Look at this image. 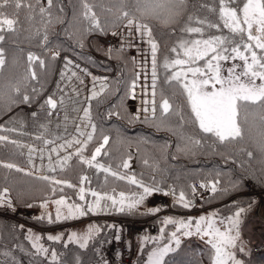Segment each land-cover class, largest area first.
<instances>
[{"label": "trees", "instance_id": "16d2710c", "mask_svg": "<svg viewBox=\"0 0 264 264\" xmlns=\"http://www.w3.org/2000/svg\"><path fill=\"white\" fill-rule=\"evenodd\" d=\"M88 2L93 5L105 31H87L90 24L82 16L81 0H53L52 7L48 9L51 17L47 12L41 14L39 10L41 6L48 8L47 0H25L26 4L32 5L31 9L21 7L17 11L14 4L4 9L9 18L17 20V24L14 32L4 31L5 40L0 42L5 58V64L0 68V136L8 138L0 141V162L12 163L22 171L8 169L0 164V264H53V250L57 253L55 264H90L97 250L114 236L116 223L112 217L145 219L155 213L147 209L145 199L142 203V206L145 205L144 209L138 206L132 212H121L113 208L111 201L106 198L100 200L103 210H98V213L87 212V206L94 205L97 199L92 195L93 192L100 197L111 196L118 199L120 193H124L130 199H138L143 188L139 184H132L129 179L131 177L159 193L169 189L173 196L172 209L177 212L167 213L174 215L186 209L178 200L180 193L184 192L185 199L191 201L196 182L211 186L215 183L217 190L207 195L202 200V205L220 217L234 215L240 208H244L246 213L256 209L260 201V210L264 207V172L254 139L245 142H217L215 137L200 133L198 126L190 122L183 123L181 127L182 122L178 116L162 115L159 107L160 93L163 91L174 108L183 110L186 120L190 115L182 89L175 81L171 85L166 82L167 76L180 69H165L164 61L166 57H175L170 48L178 38L207 39L216 35H230L219 20V0H188L187 8L178 22L170 26H165L158 20L145 21L152 28L153 39L159 46L156 113L147 120L136 119L127 107L130 82L136 76L135 62L129 51L112 48L109 55L107 50L111 47L105 46L97 37L92 36L93 33H106L122 22L115 20L107 11L112 7L113 0ZM201 4L208 7L201 8ZM209 8H215L216 11H209ZM193 14L200 19L220 23L221 28L218 30L193 23V26L204 27L203 37L182 33L180 29L187 22L188 16ZM57 17L63 22H58ZM45 33L48 36L46 43L43 40ZM53 49L61 54L69 52L99 69L114 71L105 91L90 102V117L95 131L82 153L85 158L90 159L107 136L108 143L93 162L94 165H103V168L81 163L75 155L79 146L67 155H71V159L63 165L50 162H46V166L34 164L26 151L29 133L47 141L66 137L84 105L81 101L82 94L84 97L85 93L84 86L80 90L78 82L81 78L70 79L61 72L54 80L57 58L52 54ZM29 53L44 61L43 66H40L39 61L32 63L31 71L36 73L35 79L30 76ZM192 66L204 67V61H198ZM192 78L189 73L188 79ZM17 84L20 87L19 93L10 87ZM45 93L55 99L63 97L66 113L56 119H49L50 111L43 108L46 105L41 100ZM25 95L30 98L28 102L23 101ZM39 100V110L33 112L25 109V105L35 104ZM33 113L36 115L33 116ZM243 116L242 111L241 118ZM248 120L249 125H254L253 137L258 139L261 122L254 105L249 106ZM181 133L194 135L201 139V144L197 146L187 142ZM128 145L136 147L133 170L123 167ZM241 148L246 151H241ZM247 151L253 152V158L247 156ZM104 168L109 171H104ZM82 177H87L83 183ZM55 181L62 183L57 184ZM4 188L7 189L9 199L1 198ZM81 188L84 189V200L80 199ZM253 190L261 192V197ZM53 199H64L71 205H80L87 212L86 217H92L93 225L99 231L94 233L86 247L81 248L80 243L75 241L69 242L66 239L67 231L61 233L62 239L59 241L48 240L47 237L52 232L62 230L71 221H56V216H51L52 222H49V218L37 214L43 203ZM9 202L11 207L8 206ZM19 207L30 208L35 214L24 217L26 223L22 222L15 215ZM162 216L163 212L152 218L156 223V231L147 233L140 239L136 264H144L150 251L169 239L168 235L152 237L154 233H159V224L156 221ZM170 226L172 224H165L164 231ZM29 230L32 239L29 238ZM36 236L41 237L37 243L49 250L47 254L37 253L32 247ZM174 249L164 257V264H212L215 255L209 243L202 244L195 240V236L185 237ZM235 257L242 264H264V251H254L249 247L243 251L236 249Z\"/></svg>", "mask_w": 264, "mask_h": 264}, {"label": "snow or ice", "instance_id": "6c2138e0", "mask_svg": "<svg viewBox=\"0 0 264 264\" xmlns=\"http://www.w3.org/2000/svg\"><path fill=\"white\" fill-rule=\"evenodd\" d=\"M82 3V16L85 20L89 21L88 32L100 31L103 32L105 29L101 27L100 21L97 17L96 12L93 10L88 0H81ZM188 0H113L112 7L108 8L107 11L111 13L115 20L126 21L125 27L128 29V37L133 36V31L139 34L141 40L147 37V43L150 45L151 56H152V109L151 113L155 116L156 113V87H157V52L158 44L153 39L152 28L145 21L147 20H158L165 26H170L178 22L187 8ZM14 4L15 9L18 11L21 7L32 8L30 3L26 4L25 0H0V42L5 40L3 34L5 30L14 32L17 20L9 18L4 12V9L9 5ZM48 8L43 6L40 7V13H48L51 17V13L48 11L52 7L53 0H47ZM219 20L222 22V26L228 29L230 35H216L211 36L207 39H185L183 37L178 38L177 42L170 48V52L175 54L174 58L166 57L164 61L165 69H176L179 67L180 70L173 71L171 75L166 77V82L170 85L173 81L176 82L182 89V94L186 97L187 106L190 108V115L187 120L180 108H174L173 103L170 99L165 97L163 91L160 93V110L162 115L172 114L179 117L183 123H191L198 126L199 132L215 137L217 142L232 143V142H245L248 139H254L258 151L261 156L260 163L262 165V172H264V0H219ZM201 8L208 7L206 4H201ZM61 11H63L61 9ZM209 11L215 12V8H209ZM58 22H63L59 17L56 18ZM51 23V20L48 21ZM206 25L208 28L220 29L221 24L211 22L206 19H200L196 15H189L187 22L180 29L184 34H198L201 37L204 35V27L193 26ZM114 36L118 33L113 32ZM238 38V40H237ZM44 42L48 40L47 33L43 37ZM81 47L83 44L81 42ZM122 50V49H121ZM113 49L109 48L107 53L111 55ZM181 53L183 58H181ZM242 61V64H233L232 67L227 69V76L222 74L221 61L237 60ZM29 71L32 79L36 78V73L31 71L32 63L39 61L40 66H43L44 61L40 60L38 56L32 53L28 54ZM198 61H204V67H193L192 65L197 64ZM215 62V63H214ZM70 63V62H69ZM5 64L4 50L0 48V68H3ZM242 69L237 71V69ZM186 69V70H185ZM193 77L191 80L188 79V74ZM63 75V74H62ZM75 76L76 74L73 73ZM96 77H93L94 87L92 90L91 97L95 98L100 93L95 90ZM257 81H260L257 83ZM83 81H81L82 83ZM135 86V82L133 87ZM11 89L17 93L20 92L19 85H11ZM106 85H102L100 92L104 91ZM2 98V94H0ZM30 100L29 96L23 97L24 102ZM45 104L51 109L57 107V102L49 97ZM256 106L257 114L261 122V128L258 133V139L253 137L254 125H249L248 120V109L249 106ZM43 107V106H42ZM148 111L147 108L144 109ZM243 111L244 116L241 118V112ZM36 113H33L35 116ZM84 118L89 120L90 112L89 109H84ZM139 118L137 115L136 119ZM148 117L145 116V120ZM93 132L95 131V125H91ZM81 136L85 135L84 132L80 133ZM182 138L193 145H200L201 139L196 138L194 135H186L181 133ZM93 138L92 133L87 134V139L81 141L74 139L68 142V146L71 147L73 143L80 145L76 149L75 155L78 156L81 163L89 166H97L103 168V165H94L97 155L101 153V149L108 143V137L103 138V144L97 147L92 154L90 159L83 156V151L87 147L89 141ZM8 138L0 136V141H6ZM15 143V141H13ZM47 143V141H46ZM63 147V145H61ZM55 151V149H53ZM241 151L246 149L241 148ZM247 156L253 158V152L247 151ZM71 159V155L64 157L60 161L61 165L65 164ZM3 167L12 169L16 168L17 171L22 169L17 168L12 163L0 162ZM125 168L128 167L127 162L123 165ZM104 171L109 169L104 168ZM116 175V173H113ZM48 179L47 177H42ZM123 179L124 177H120ZM87 177L81 178L83 183ZM132 184H139L143 188L142 194L139 198H128L124 193H120V199L117 200L114 197H100L96 192L92 195L97 197L95 205H88L87 212H95L101 209L100 200L108 199L111 201V206L118 211H129L132 212L139 205H141L146 196L150 195L153 191L152 188L143 185L142 182L137 181L134 177L129 178ZM55 183H62L61 181H55ZM72 185H69L71 187ZM204 185H202L203 187ZM158 190V189H157ZM216 185L212 184L211 191L215 192ZM7 189H5V192ZM195 188H193V192ZM80 199L84 200V189H80ZM167 194V193H166ZM174 194V192H173ZM179 202L183 204L185 208H188L191 201L185 199L184 192H181L178 198ZM54 203L57 205L56 209V221L63 219L76 218V216L83 217L87 214L85 209L80 205H67L68 214L62 217L60 205H64L63 199L56 200ZM117 205L119 207L117 208ZM11 207V203H8ZM46 207V205H42ZM107 207V206H106ZM151 212L160 211L158 208L150 209ZM245 209L240 208L235 212L234 217H226L219 223L223 224L224 220H227V225L223 231L216 227V221L212 217L200 216L199 219L193 221H179L180 227L186 229L183 235H191V227L195 226L197 234H203L209 236L208 243L214 249V258L212 264H242V262L236 259L232 249L237 246V240L239 239V227L241 225V214L244 213ZM216 214L213 213L212 216ZM49 222L51 217L49 216ZM163 223L173 224L177 223L171 218H166ZM235 230V234H233ZM99 231V228L95 225L88 226L87 232L83 235H78L76 232H72L68 236V241L80 242V247L84 248L87 246L88 241L92 238L95 232ZM163 231V229L161 230ZM177 231H180L178 228ZM30 232V230H29ZM29 238L32 239L31 232ZM48 240L59 241L62 239V235H49ZM41 237L36 236L32 247L36 249L37 253H48V249L39 245L37 242ZM145 239H148L147 237ZM171 241L175 245L180 244V240L177 237V233L171 234ZM175 249L169 244L164 245L162 248L153 250L149 254L148 264H164V257ZM243 251V248H240ZM53 264L57 259V253L53 250L51 253Z\"/></svg>", "mask_w": 264, "mask_h": 264}, {"label": "built area", "instance_id": "2783aa9c", "mask_svg": "<svg viewBox=\"0 0 264 264\" xmlns=\"http://www.w3.org/2000/svg\"><path fill=\"white\" fill-rule=\"evenodd\" d=\"M124 22L125 23L123 25L112 28L106 33H94L93 36L97 37L105 46L111 48H123L129 51L131 58L135 62L137 75L130 83V93L127 104L131 113L135 117H137V115H139V117H145L152 108L151 103L153 100L151 50L149 44L147 43L146 36L143 40L144 42L140 43V46L136 41L134 44L129 43L131 39L126 37L125 35L127 28L125 27L126 21ZM113 32L118 33V35L114 36L112 34ZM133 34L137 35L138 33H135V31H133ZM136 44H138L139 46L137 47L140 49L139 52L133 51L135 48L133 47V45L135 46ZM52 54H54V56L57 58V65L54 72V80L58 77L59 73L62 72L66 77L69 76L73 79L81 78L79 79L80 81L86 80L87 84L90 83L88 81L89 75L87 71H85L86 73H84V75H77L80 69L85 68L83 67V65L80 64L82 61H80L75 55L70 53L61 54L57 51H52ZM65 60H68L70 62V64H67L69 70L63 71L64 65L62 66V64ZM89 71L91 72V70ZM103 71H97V73L99 75H103L105 80H102V77L100 76V79L98 81H95V90L100 94L102 93L100 92V88L102 87V85L107 86L110 77L114 73L113 69ZM73 73H75L76 75L74 76ZM93 76L96 77L95 74ZM144 77H146L147 79L145 80ZM134 82L135 86L133 87ZM87 97L89 99L91 97V94L89 95L87 93ZM45 99L46 98L44 95L41 100L45 101ZM90 100L91 99H89V101ZM39 102L40 100L35 104L25 105V109L33 112L37 111L40 108ZM43 108L49 110V106L47 105ZM86 108L88 109V106ZM145 108L148 109L147 112L144 111ZM64 110L65 103L60 100H57V107L55 110L50 112L49 119L53 120L58 117H61L64 113ZM81 115L84 117V109L79 112L77 124L74 125V129L76 130V132L69 134L65 138L46 143L47 140H41L37 136H33L30 134V137L27 141V152L29 154L34 153L36 156L38 155V159L40 160H46L47 158H49L50 151H58L53 155L52 159H64V157H66L69 153L74 150L75 147L78 146L77 144L73 143L72 146L69 147L68 142L73 141L74 139L84 141V139L87 138V132H92L90 121L88 120V124L84 126L85 118L81 119ZM81 132H84L85 135L81 136ZM61 145H63V147H61ZM53 149H55V151H53ZM128 151L131 152L132 155L129 156L126 162L128 164V169L131 170L135 168L134 155L136 153V149L134 147H128ZM47 154L48 157L46 158L45 155ZM202 185L204 186L202 187ZM211 187L212 186L210 184H202L198 182L194 184L195 191L193 192V199L190 206L185 211V214L194 216L196 213L205 209L201 203L202 200L212 192ZM253 192L259 197H261V192L256 190H253ZM7 194L8 192H4L2 198L8 199L9 196ZM147 204L152 207H159L163 210L171 211L172 197L170 191L165 193H151L147 197ZM15 215L18 216L17 219L26 223L24 217H31L33 215V211L30 209L18 208L15 212ZM111 219H113L116 223L114 236L97 250L96 256L90 262V264H136L139 236L142 235L144 231H155V223L151 219L138 220L126 217H112ZM252 244L253 245H250L249 247L252 248L254 251H264V243L261 245H258L256 243Z\"/></svg>", "mask_w": 264, "mask_h": 264}, {"label": "rangeland", "instance_id": "374dc122", "mask_svg": "<svg viewBox=\"0 0 264 264\" xmlns=\"http://www.w3.org/2000/svg\"><path fill=\"white\" fill-rule=\"evenodd\" d=\"M124 23L125 22L122 21V22L119 23L118 26H121ZM125 35H126V37H128V29L126 30V34ZM128 38L131 39L130 42H129L130 44H134L135 41H136L139 44V46H140V43L141 42H144L143 40L140 39L139 34H137V35L136 34H133L132 37H128ZM138 44H136L135 46L133 45V47H135L133 51H135V52H139L140 51V49L137 48V47H139ZM77 58L80 61H82L80 64L83 65V67L85 68V69H80L79 70V73L77 75L78 76L84 75V73H86L85 71H87L88 72V75H89L88 81L90 82V83L87 84L86 80H84L82 83H81V81H78L80 83V86H79V89L80 90L84 86V92L85 93H84V97H83V94H82V99H81V101L84 104L83 107H82V109H81V110H83V109H86V107L88 106V103H89V99L87 97V93L89 95L92 94V91L91 90H93L92 89V87H93V77H94L93 75L95 74V76L97 78L96 81H98L100 79V76L102 77V80H103L104 79V76L103 75H99L97 73V71H103L104 69H99V67H97V66H95V65H93V64H91L89 62H87L85 60H82L79 57H77ZM67 64H70V63H69L68 60H65L63 62V64H62V66L64 65L63 66V71L69 70V67L67 66ZM233 64L240 65V64H242V61H240V60H237V61H230V60L224 61L223 64H221V66H222V74L225 75V76H227V69L230 68V67H232ZM89 70H91V72ZM93 70H95V71H93ZM241 70L242 69H240V68L237 69L238 72L241 71ZM105 71H107V70H105ZM135 74L137 75V72ZM67 77L71 79V77H69V76H67ZM144 79L146 80L147 78L144 77ZM257 83H259V82L257 81ZM85 85H86V91H87V93L85 91ZM130 91H131V89H130ZM128 97H129V95H128ZM57 100H60L63 103H65L63 97H61V98L57 97ZM65 113H66V104H65L64 114ZM78 116H79V113L77 115V118L74 119L73 127L70 130V134L76 132V130L74 129V125L77 124ZM151 116H153V115H152L151 110H150V112L147 114V117H151ZM80 118L81 119H84V117L82 115L80 116ZM90 123H91V125H93L91 119H90ZM87 124H88V120L85 119L84 126L87 125ZM87 133H92V135H93V129H92V132L91 131L90 132L88 131ZM86 139H84V140H86ZM78 146L80 147V145H78ZM128 147H134L136 149V147L133 146V145H128L127 146V155H126V157H125V159L123 161V165L127 161V159L129 158V156L132 155L131 152L128 151ZM57 152L58 151H55V152L50 151L49 158H47L48 157V154L45 155V157L47 158L46 160H40V159H38V155L36 156L34 153H30V159H31V161L34 164L36 163V164H40V165H45L46 166V162H50V163H52L54 165H57V164L60 163V160H63V159H58V158H53L52 159L53 155L55 153H57ZM47 164H49V163H47ZM126 169H128V167ZM131 170H133V169H131ZM4 189H6V188H4ZM153 192L154 191H152V193ZM3 193L1 195V198L3 196ZM146 197H148V196H146ZM2 199H4V198H2ZM119 199L120 198H118L117 200H119ZM56 200H60V199H53V200H49V201H46L45 203H43L42 205H46V207H42L41 206V210H39V212L37 214L38 215H44L46 218H49V216L50 217L51 216H53V217L56 216L57 205L54 203V201H56ZM67 205H71V204H69V203H67L65 201V204L64 205H60L62 217L63 216H66L68 214ZM145 205H146V202H145ZM145 205L142 206V204H141V205H139V208L140 209H144ZM118 207H119V205H117V208ZM260 207H261V205L260 206L258 205V207L256 209H252L250 211H246V213H244V214L241 215V217H240L241 225L239 227V239L237 240V246H236V248L235 249H232V251L234 252V254H235V250L238 249V248L240 249L242 247L243 249H247L250 245H253L252 243H256L258 245H261V244L264 243V207L261 210H260ZM23 209H30V208H23ZM147 209H154V208L147 207ZM98 212H100V211L97 210L96 213H98ZM157 212H155V213H157ZM173 212H177V211L173 210ZM179 213L180 212H178V213H176V215H174L172 213L163 212V216L159 220L156 221L159 224V233H154L152 235V237L155 236L157 238H160V237H162L164 235H168L169 236V239L166 242H164V243H161V244L156 245L150 251V253H152L153 250H155V249L162 248L164 245L169 244L170 242H171V246L173 248H175L177 245H175V243L173 241H171V234L173 232H176L177 233V237L179 238L180 241L183 240L187 236H195V240L196 241H198L200 243H202V241H205V242L208 243L210 237L209 236H206V235H203L202 233L201 234H197L196 231H195L194 224H193V226L190 229V231L192 232V234L191 235H187V236L186 235H183V232L186 231V229H183V228L180 227V224L178 223L179 221H185L186 222L189 219L195 221V220L199 219L200 216L212 217V219L217 222L216 223V227L220 228L221 231H223L225 229V226L228 223L227 220H224V223L223 224L219 223L224 218L223 217H220L218 214H216L215 216H212V214L214 213V211L211 210V209L202 210V211L196 213L192 217H183ZM34 214H35V212H34ZM231 217H234V215H231ZM166 218H171L174 221H177V223H173L172 226L168 227L164 231V229H165V223H163V221ZM70 220L71 221L69 223H67L65 225V227L62 228V230H59V231H56V232H52V235H62L61 233L64 232V231H67V236H66L67 238L66 239H68V236L72 232H76L78 235H83V234H85L87 232L88 226L93 225V223H94L92 217H86V215H85V217L84 216L83 217H80V216L77 215L76 218H70ZM178 228L180 229V231H177ZM162 229H163V231H161ZM246 229H247V231H246ZM147 233H148L147 231L144 232V234H142L140 236V238L141 239L144 238L147 235ZM233 234H235V230H234ZM78 243H80V242H78ZM148 258H149V256L147 257V259H146V261H145L144 264H148Z\"/></svg>", "mask_w": 264, "mask_h": 264}, {"label": "crops", "instance_id": "0c3cea01", "mask_svg": "<svg viewBox=\"0 0 264 264\" xmlns=\"http://www.w3.org/2000/svg\"><path fill=\"white\" fill-rule=\"evenodd\" d=\"M182 218V217H181ZM248 229V228H247ZM247 229H246V231H247ZM205 243H207V242H205V241H202V244H205Z\"/></svg>", "mask_w": 264, "mask_h": 264}]
</instances>
